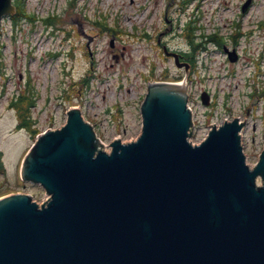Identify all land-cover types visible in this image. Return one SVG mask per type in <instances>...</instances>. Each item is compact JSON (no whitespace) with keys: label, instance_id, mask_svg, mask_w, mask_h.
Segmentation results:
<instances>
[{"label":"water","instance_id":"water-1","mask_svg":"<svg viewBox=\"0 0 264 264\" xmlns=\"http://www.w3.org/2000/svg\"><path fill=\"white\" fill-rule=\"evenodd\" d=\"M12 9L0 0V20ZM186 101L183 85H149L141 133L110 151L66 111L21 166L47 199L0 197V264H264V149L249 167L237 119L192 145Z\"/></svg>","mask_w":264,"mask_h":264},{"label":"rangeland","instance_id":"rangeland-1","mask_svg":"<svg viewBox=\"0 0 264 264\" xmlns=\"http://www.w3.org/2000/svg\"><path fill=\"white\" fill-rule=\"evenodd\" d=\"M244 1L23 0L24 12L36 18L34 25L25 17L15 24L4 20L0 32V196L24 192L37 202L43 196L39 185L19 179L22 159L34 137L31 130L17 127L15 111L8 105L17 93L33 100L35 105L26 115L36 120L33 128L37 132L58 128L65 112L80 106L105 150L116 137L133 141L141 131L139 105L146 84L162 79V74L168 82L177 81L183 73L162 52L161 44L172 50L185 48L187 42L179 31L190 18H195L205 34L216 32L227 46L235 45L239 38L237 28L251 35V43L237 46L242 57L245 55L237 64L228 63L210 44L198 54L200 65L195 63L198 70L193 69L189 83L197 109L198 90L215 91L217 116L210 122L221 118L224 111L230 117L244 118L249 142L252 124H257V132L264 125V0H254L250 12L242 15ZM48 15L58 16L52 25L53 37L41 20ZM252 64L260 71L254 74ZM82 75L89 76V83L73 85ZM24 76L26 83L21 82ZM196 125L195 137L200 140L209 127L200 114Z\"/></svg>","mask_w":264,"mask_h":264},{"label":"trees","instance_id":"trees-1","mask_svg":"<svg viewBox=\"0 0 264 264\" xmlns=\"http://www.w3.org/2000/svg\"><path fill=\"white\" fill-rule=\"evenodd\" d=\"M15 5L17 7L16 13L14 16H12V19L14 22H17L18 20H20L22 17L27 18V20L33 21L34 17L32 15L27 14L26 12H24L20 6H23V1L22 0H14ZM58 18V16H48L46 18H43V21L45 24L48 25H53L56 23V19ZM194 20H191L187 23H185L184 25H182L181 33L183 35H185L186 39H187V43L190 46V51L189 53H184L183 54V59L184 60H188L189 62H193L194 58H195V53L196 50L199 48H202L205 46L206 42H210V41H215L218 44L221 42V37L218 36L217 34L213 33L211 36H207L205 35V33L203 31H201V34L197 31V29H200L202 27L197 26L196 24L193 23ZM99 23V25H101V22H97ZM106 28V26H105ZM111 29V28H108ZM29 97V96H27ZM33 100L31 99V97L28 98V100L25 98V96L22 97H18L16 99L15 102L12 103V105H14L17 108V111L20 113V116L22 117L21 123H19V126L23 125L26 126L28 129H31V122H30V118L28 117V119L26 118L27 115V111H29V107L32 105ZM37 133L36 129L32 130V134L35 135Z\"/></svg>","mask_w":264,"mask_h":264},{"label":"flooded vegetation","instance_id":"flooded-vegetation-1","mask_svg":"<svg viewBox=\"0 0 264 264\" xmlns=\"http://www.w3.org/2000/svg\"><path fill=\"white\" fill-rule=\"evenodd\" d=\"M201 91H203V90H201ZM247 113H249V111L247 112ZM242 118V117H241ZM245 120V119H244ZM262 135H263V133H262ZM254 139V138H253ZM251 147H254L253 145H251Z\"/></svg>","mask_w":264,"mask_h":264},{"label":"bare ground","instance_id":"bare-ground-1","mask_svg":"<svg viewBox=\"0 0 264 264\" xmlns=\"http://www.w3.org/2000/svg\"><path fill=\"white\" fill-rule=\"evenodd\" d=\"M187 139L189 140V138L187 137Z\"/></svg>","mask_w":264,"mask_h":264}]
</instances>
